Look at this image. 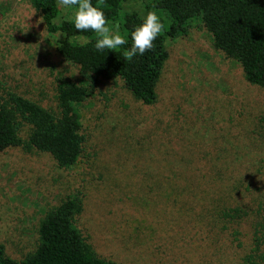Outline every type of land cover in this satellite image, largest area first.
Listing matches in <instances>:
<instances>
[{"label": "rangeland", "instance_id": "374dc122", "mask_svg": "<svg viewBox=\"0 0 264 264\" xmlns=\"http://www.w3.org/2000/svg\"><path fill=\"white\" fill-rule=\"evenodd\" d=\"M60 9L58 22L76 12ZM124 10L145 13L139 0ZM198 22L168 39L155 103L138 101L121 78L90 90L82 106L84 149L72 168L21 146L0 152L7 255L23 260L35 251L48 210L81 191L78 225L96 254L116 264H264L252 222L264 211V90L215 49ZM60 38L30 0H0V93L16 91L58 112L59 78L80 79L56 49ZM197 183L201 190L191 195L185 188ZM214 200L246 205L251 216L224 229V220L202 209Z\"/></svg>", "mask_w": 264, "mask_h": 264}, {"label": "trees", "instance_id": "16d2710c", "mask_svg": "<svg viewBox=\"0 0 264 264\" xmlns=\"http://www.w3.org/2000/svg\"><path fill=\"white\" fill-rule=\"evenodd\" d=\"M127 1L91 0L104 12L109 27L119 24V34L126 40L116 50L98 51L94 47L98 34L91 30L78 31L74 16L57 21L61 12L59 0H30L42 15L47 30L61 35L56 49L68 63L79 68L80 79L59 78L58 112L16 91L0 93V152L12 146L30 152H48L60 167L72 168L84 149L82 106L90 90L101 79L121 78L138 101L155 103L157 85L169 58L167 41L188 34L195 20H200L196 24L204 25L210 33L215 49L236 60L245 79L264 90V0H139L144 14L126 12ZM74 8L77 11L78 6ZM149 11L157 13L164 30L153 41V49L126 59L124 53L133 44L131 34ZM82 39L91 42L81 46ZM26 127L30 129L23 137L21 132ZM191 177L198 179L199 175L192 172ZM185 189L195 195L201 184ZM202 209L214 216L216 223L224 220L221 223L224 229L251 216L248 206L232 205L228 201H208ZM83 210L82 192L69 194L40 221L35 251L17 260L7 255L4 244L0 243V264H116L98 256L79 227L77 217ZM253 221V241L259 249L264 245V211L257 210Z\"/></svg>", "mask_w": 264, "mask_h": 264}, {"label": "clouds", "instance_id": "9594fccd", "mask_svg": "<svg viewBox=\"0 0 264 264\" xmlns=\"http://www.w3.org/2000/svg\"><path fill=\"white\" fill-rule=\"evenodd\" d=\"M62 7L78 6L74 14V24L78 31L91 30L98 34L95 41V49L116 50L126 43V40L119 34V24L108 26L104 12L100 7L94 6L91 0H59ZM41 20V19H40ZM40 21H37L39 23ZM164 30V24L155 11H149L143 23L132 32L133 44L125 51L126 59H132L137 53L143 55L146 51L153 49V41ZM91 41L81 40V46L87 45Z\"/></svg>", "mask_w": 264, "mask_h": 264}]
</instances>
